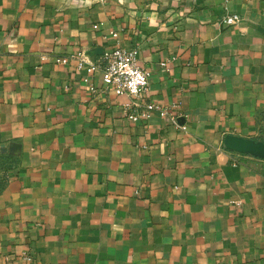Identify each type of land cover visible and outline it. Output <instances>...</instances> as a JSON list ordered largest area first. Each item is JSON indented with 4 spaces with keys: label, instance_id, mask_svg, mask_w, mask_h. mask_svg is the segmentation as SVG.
<instances>
[{
    "label": "crops",
    "instance_id": "crops-1",
    "mask_svg": "<svg viewBox=\"0 0 264 264\" xmlns=\"http://www.w3.org/2000/svg\"><path fill=\"white\" fill-rule=\"evenodd\" d=\"M117 45L178 122L55 60ZM263 129L264 0H0V264H264Z\"/></svg>",
    "mask_w": 264,
    "mask_h": 264
},
{
    "label": "built area",
    "instance_id": "built-area-1",
    "mask_svg": "<svg viewBox=\"0 0 264 264\" xmlns=\"http://www.w3.org/2000/svg\"><path fill=\"white\" fill-rule=\"evenodd\" d=\"M242 18L237 12H227L222 21L230 25L240 22ZM117 34L114 32V35ZM138 53V47L117 45L104 50L98 61L90 60L83 50L58 55L55 60L63 64L74 58L78 69L85 71L83 78L93 91L97 86L92 75L100 70L105 88L127 97L123 103V113L127 118L136 121L148 119L154 113H158L172 122H178V114L173 109L148 98L151 71L140 65ZM161 65L168 67V60H161ZM24 258L31 260L32 255L25 253Z\"/></svg>",
    "mask_w": 264,
    "mask_h": 264
},
{
    "label": "water",
    "instance_id": "water-1",
    "mask_svg": "<svg viewBox=\"0 0 264 264\" xmlns=\"http://www.w3.org/2000/svg\"><path fill=\"white\" fill-rule=\"evenodd\" d=\"M179 120L180 118L178 117ZM223 144L230 150L264 158V140L262 139L227 133ZM0 147L5 152L16 153L19 151L20 144L18 142H12L9 145L0 144Z\"/></svg>",
    "mask_w": 264,
    "mask_h": 264
},
{
    "label": "rangeland",
    "instance_id": "rangeland-1",
    "mask_svg": "<svg viewBox=\"0 0 264 264\" xmlns=\"http://www.w3.org/2000/svg\"><path fill=\"white\" fill-rule=\"evenodd\" d=\"M7 154L8 152L3 151L0 147V189H2L6 183L8 170L11 166V160Z\"/></svg>",
    "mask_w": 264,
    "mask_h": 264
},
{
    "label": "trees",
    "instance_id": "trees-1",
    "mask_svg": "<svg viewBox=\"0 0 264 264\" xmlns=\"http://www.w3.org/2000/svg\"><path fill=\"white\" fill-rule=\"evenodd\" d=\"M261 131H262V134H261V136H262V140H264V129L261 130Z\"/></svg>",
    "mask_w": 264,
    "mask_h": 264
}]
</instances>
